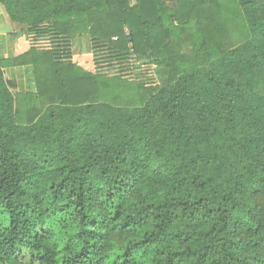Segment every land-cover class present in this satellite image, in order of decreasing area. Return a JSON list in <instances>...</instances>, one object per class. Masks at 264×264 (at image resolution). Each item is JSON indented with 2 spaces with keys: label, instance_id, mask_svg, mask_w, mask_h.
Returning a JSON list of instances; mask_svg holds the SVG:
<instances>
[{
  "label": "trees",
  "instance_id": "16d2710c",
  "mask_svg": "<svg viewBox=\"0 0 264 264\" xmlns=\"http://www.w3.org/2000/svg\"><path fill=\"white\" fill-rule=\"evenodd\" d=\"M0 4L49 42L0 56V264H264V0Z\"/></svg>",
  "mask_w": 264,
  "mask_h": 264
},
{
  "label": "crops",
  "instance_id": "0c3cea01",
  "mask_svg": "<svg viewBox=\"0 0 264 264\" xmlns=\"http://www.w3.org/2000/svg\"><path fill=\"white\" fill-rule=\"evenodd\" d=\"M0 27H5L3 32L0 31V56L5 60H11L26 54L29 50H31L32 46L39 48L46 47V43L44 41L37 42L38 45L37 43L34 45V36L27 33L26 27L12 23L6 9L1 4ZM81 39L85 40V48L89 51L90 47L92 50V41L89 36L85 35L75 39L72 43L73 54L70 59L71 63L85 73L96 74L98 71L94 63L93 50L91 53L87 51V53H76V43ZM47 43L49 42L47 41ZM154 68L152 70H155ZM5 77L10 84L11 91L14 94L30 96L35 95L37 92L34 70L30 65L8 67L5 70ZM134 80L136 79H133V81ZM149 80L151 81V77ZM137 81H140L138 80V77Z\"/></svg>",
  "mask_w": 264,
  "mask_h": 264
},
{
  "label": "rangeland",
  "instance_id": "374dc122",
  "mask_svg": "<svg viewBox=\"0 0 264 264\" xmlns=\"http://www.w3.org/2000/svg\"><path fill=\"white\" fill-rule=\"evenodd\" d=\"M4 30H5V27L4 28L0 27V31L3 32ZM84 42H85V40L81 39L76 43L75 47H76V53L77 54L83 53L86 51L90 52V53L92 52L90 47H89V51H88V49L85 48ZM187 45H185V49H186ZM120 67L121 66H115V68H110L107 65H104L101 68H99V69L96 68V69L99 73H103L102 75H105L108 77H114V76H118V75L120 76L123 74L126 79L131 80V81L133 79H136L134 81H137V77H138V78L143 79V82H145L147 84V86H150V87L158 86L160 83L158 75L155 73L156 68H154L153 65L140 64L137 62H132L130 67L128 65L125 66L126 68L123 69V70H125L123 72H121L122 68H120ZM153 68L155 70H152ZM128 69L130 71H128ZM150 77H151V81L149 80Z\"/></svg>",
  "mask_w": 264,
  "mask_h": 264
},
{
  "label": "built area",
  "instance_id": "2783aa9c",
  "mask_svg": "<svg viewBox=\"0 0 264 264\" xmlns=\"http://www.w3.org/2000/svg\"><path fill=\"white\" fill-rule=\"evenodd\" d=\"M44 42L46 43L47 46H49L48 43H47V41H44ZM39 44H40V43H39ZM37 45H38V43H37Z\"/></svg>",
  "mask_w": 264,
  "mask_h": 264
}]
</instances>
